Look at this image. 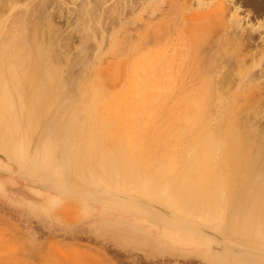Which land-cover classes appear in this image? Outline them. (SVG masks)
<instances>
[{"label": "rangeland", "instance_id": "obj_1", "mask_svg": "<svg viewBox=\"0 0 264 264\" xmlns=\"http://www.w3.org/2000/svg\"><path fill=\"white\" fill-rule=\"evenodd\" d=\"M131 1L126 5L124 0H0V17L8 19L9 25L12 19L22 17L30 27L40 26L44 44L53 46L55 60L63 64L71 112L80 84L98 79L109 89L108 95L113 96L125 89L130 73L123 72L118 65L122 61L120 52L144 41L145 52L159 51L163 62L172 68L182 62L183 53L191 57L199 48L197 54L204 65L216 67L217 80L226 76L234 87L249 84L247 93L253 92L251 101L259 104L257 114L250 117L259 115L251 118V123L264 133V73L254 75L252 85L239 82L240 71L254 69L260 60L263 64L254 72L264 71V57L258 54L264 41L259 34L249 33L250 25H264V0H232L241 7L239 15L244 21V29L236 30V34L229 26L231 12L236 9L231 0H223L230 10L227 8L226 19L221 16L222 22L212 16L222 0ZM200 2L205 7H200ZM158 40H166V44L159 45ZM111 42L118 43L121 51L111 52ZM94 69L103 72L93 74ZM166 77L163 79L168 84ZM168 100L138 109L122 123L99 122L98 115L112 118L107 111L116 110L100 106L95 113L98 122L86 124V128L105 130L96 142L106 148L102 149L103 154L114 147L117 151L127 148L129 154L141 155L139 163L147 161V165L155 166L153 163L162 157L158 162H168L165 154H170L173 143L170 144L167 133L174 116ZM19 115L20 133L13 136V151H4L0 141V264H264V248L260 244L257 247L250 241L245 243L239 235L236 240L225 234L227 213L222 212L219 221L211 217V222L204 224L134 188L130 193V189L110 190L93 182L89 170L85 173L89 182H81L71 171L66 184L53 178L59 170L44 172L41 166L35 170L33 158L47 141L41 131L28 129L26 115ZM49 126L50 121L45 123V127ZM118 128L125 132L109 131ZM54 153V164L63 166L61 152L55 148ZM97 165L96 174H103ZM45 168L47 165H43Z\"/></svg>", "mask_w": 264, "mask_h": 264}, {"label": "bare ground", "instance_id": "obj_2", "mask_svg": "<svg viewBox=\"0 0 264 264\" xmlns=\"http://www.w3.org/2000/svg\"><path fill=\"white\" fill-rule=\"evenodd\" d=\"M124 1L127 5L130 0ZM218 4L212 16L221 20V16L225 15L226 19L228 7L225 1ZM230 4L236 6L234 1ZM199 5L205 7L201 2ZM241 10L240 6H236L229 17V26L234 32L244 29L243 18L239 15ZM11 22L9 25L8 19L0 17V141L4 151H13V136L20 133L19 114H24L29 123L28 129L41 131L47 141L33 158L35 170L39 166L44 172L59 170L60 173H55L53 178L64 184L70 181L71 171L76 172L80 181L89 182L85 173L90 171L93 182L109 189H130L129 193L134 188L149 199L159 200L157 202L161 204L164 202L177 213L194 221H203L204 224L211 222V217L218 220L223 217L222 212L227 213L225 234L234 236V239L239 235L244 239L242 241H250L256 244L254 246L260 244L264 248V133L251 123V118L256 119L259 115L250 117L251 114H257L256 107L259 104L256 106L251 101L253 95L250 94L253 92L248 95L246 89L254 75L264 73L263 70L254 72L262 60L254 69L244 68L240 71L239 82L246 81L245 87L240 84L234 87L229 77L224 76L221 80L214 77L216 67L204 65L197 54L199 48L191 57L183 53L182 62L172 68L163 62L159 51L145 52L146 46L142 45L144 41L139 43L142 46H133L125 51L118 49V43L111 42V52L118 53L120 50L122 54L123 62L118 61V65L123 67V72L130 73L128 86L113 96L108 95L109 89L100 84L98 79L84 86L80 84L79 89H76L78 98L72 100L75 108L71 112L67 106L70 93L63 78V64L55 60L53 46L52 49L44 44L40 26L30 27L22 17ZM221 25L224 27V24ZM250 32L259 34L264 41V25H250ZM158 41L159 45L162 42L166 44V40ZM234 43L232 45L235 46ZM258 54L264 57V47ZM92 72L100 71L94 69ZM157 73L169 74L162 76ZM165 76L169 80L168 84L163 79ZM169 96L170 100L167 99ZM166 100L171 101L174 114L170 132L167 133L171 137L170 144L173 143L170 154H165L168 162H158L162 157L153 163L155 166L152 163L147 165V161L139 163L137 159L141 155L134 154L135 157L133 153H128L127 148L117 151L114 147L103 154L102 149L105 147L97 144V141L100 132L105 130L86 128V124L98 122L95 113L100 106L116 110L103 109V112L107 111L113 116L103 117L101 112L98 115L101 118L99 122L122 123L138 109L143 110ZM243 101L245 105L241 104ZM48 121L50 126L45 127ZM109 131L125 132L123 128ZM55 148L61 152V167L54 164ZM99 161L105 163L100 162L101 165ZM43 165H47V168L43 169ZM96 165L103 174H96Z\"/></svg>", "mask_w": 264, "mask_h": 264}]
</instances>
